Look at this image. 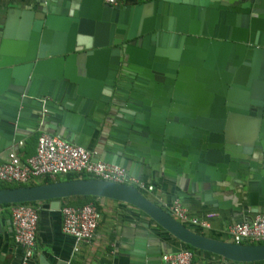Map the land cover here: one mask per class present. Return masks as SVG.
Masks as SVG:
<instances>
[{"label": "crops", "instance_id": "0c3cea01", "mask_svg": "<svg viewBox=\"0 0 264 264\" xmlns=\"http://www.w3.org/2000/svg\"><path fill=\"white\" fill-rule=\"evenodd\" d=\"M165 2L186 6L180 12L185 33L171 32V18L163 22ZM118 6L114 13L101 0H0V163L12 141L20 142L15 149L23 159L40 133L59 135L150 184L142 195L156 206L176 199L192 216L215 211L209 229L185 226L228 241L231 224L264 211V117L250 146L221 147L206 136L226 113L239 112L230 105L264 110V21L249 22L245 0H123ZM73 25L92 35L89 55L66 51ZM42 95L50 104L41 127L35 99ZM231 119L241 130L239 119ZM95 202L94 235L76 252L59 231L58 209L36 203L35 245L26 264H158L161 253L179 247L132 207ZM21 258L8 208L0 206V264H21ZM191 264L259 263L193 251Z\"/></svg>", "mask_w": 264, "mask_h": 264}, {"label": "built area", "instance_id": "2783aa9c", "mask_svg": "<svg viewBox=\"0 0 264 264\" xmlns=\"http://www.w3.org/2000/svg\"><path fill=\"white\" fill-rule=\"evenodd\" d=\"M101 1L107 6L115 7L123 0ZM13 145L7 151L6 159L0 163V182L4 184L25 185L41 178L54 180L74 174L130 185L140 193L152 191L150 184L130 177L117 165L95 160L94 151L70 144L58 135L40 133L35 139L33 154L23 159L15 149L20 142ZM7 208L12 241L22 251L21 264H26L33 255L35 245L37 208L29 203L10 204ZM160 208L177 222L200 230L209 229L210 221L217 215L215 211H205L199 216H192L176 199L161 201ZM58 213L59 231L72 241V251L76 252L80 243H87L92 239L100 218L99 211L90 202L79 206L62 204L58 207ZM226 235L229 242L235 245L264 241V211L251 218L242 217L227 228ZM191 259L192 252L180 248L177 252L160 255V264H191Z\"/></svg>", "mask_w": 264, "mask_h": 264}, {"label": "water", "instance_id": "95a60500", "mask_svg": "<svg viewBox=\"0 0 264 264\" xmlns=\"http://www.w3.org/2000/svg\"><path fill=\"white\" fill-rule=\"evenodd\" d=\"M42 4L43 6H46V1H43ZM245 4L246 6L243 9V13L247 15L249 22L257 19L264 21V0H245ZM105 6L112 9L111 11H114V13L119 9V6ZM185 11L186 6L183 4L163 3L160 14L163 16V22H165L166 18L172 19L171 25L173 26L171 32H186L180 25L181 19L183 21L180 12L183 14ZM76 28V25L71 26L70 31L66 35L65 40L68 44L66 51L82 52L84 55H89L94 48L93 37L92 35L78 33ZM42 56L41 53L37 55L38 58H42ZM35 100L37 103V113L35 118L42 127L45 119L49 116L50 98L47 95H42ZM251 105L261 107L260 104L257 103H252ZM228 107H232L234 111L242 113H226L218 129L216 131L207 132L206 140L209 143L217 144L221 147L226 144L250 146V144H253L252 142L256 139L258 133L261 132L259 127L260 122L264 117V110L260 109L259 113V111L252 112V109L249 111L248 106L240 107L230 105ZM16 112L17 113L12 120V130L16 129L18 122V111ZM231 118L239 119L242 125L241 130L238 131H245V136L240 137L238 135L240 132L237 131L236 127H233L230 124L232 121ZM13 144H16V142L12 141V145ZM95 160L98 159L95 158ZM86 196L124 203L146 216L155 226L176 240L179 245L175 250L163 252L161 255L164 253L177 252L181 248V244H184L194 250L215 255L223 261H231L234 263H255L264 260V244L235 245L229 242V240L220 241L196 234L185 225L174 220L159 206L154 205L137 189L126 184L113 183L94 178H76L54 181L47 184L4 188L0 189V205L50 201L53 205H49V208L58 209L59 201L62 199ZM40 264L46 263L41 260ZM158 264H160V256Z\"/></svg>", "mask_w": 264, "mask_h": 264}, {"label": "trees", "instance_id": "16d2710c", "mask_svg": "<svg viewBox=\"0 0 264 264\" xmlns=\"http://www.w3.org/2000/svg\"><path fill=\"white\" fill-rule=\"evenodd\" d=\"M76 178H83V179H86V178H90V176L88 175H81V176H77V175H74V174H67V175H64L62 177H58L54 180H49L47 178H41L39 179L38 181H32V182H29L25 185H15V184H4V183H1L0 182V189H4V188H14V187H20V186H28V185H37V184H47V183H51V182H54V181H59V180H70V179H76ZM97 198L95 197H89V196H86V197H72V198H65V199H62L61 200V205L62 204H68V205H76V206H79V205H83V204H86V203H93L94 205H96V200ZM31 205H34L35 206V202H32V203H29ZM10 204H1L0 206L1 207H8ZM97 207V206H96ZM98 209V208H97ZM197 234H199L198 232H196ZM254 243H245V245H253ZM256 244H264V241L262 242H259V243H256ZM181 248H184V249H187V250H190L192 253L193 251H198V250H194L193 248L187 246V245H184V244H181ZM206 255H211L207 252H202ZM255 263H259V264H264V260L261 261V262H255Z\"/></svg>", "mask_w": 264, "mask_h": 264}, {"label": "rangeland", "instance_id": "374dc122", "mask_svg": "<svg viewBox=\"0 0 264 264\" xmlns=\"http://www.w3.org/2000/svg\"><path fill=\"white\" fill-rule=\"evenodd\" d=\"M36 181H38V179H37V180H35V182H36Z\"/></svg>", "mask_w": 264, "mask_h": 264}]
</instances>
